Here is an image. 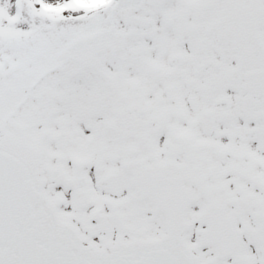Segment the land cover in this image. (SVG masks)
<instances>
[{
    "label": "snow or ice",
    "instance_id": "1",
    "mask_svg": "<svg viewBox=\"0 0 264 264\" xmlns=\"http://www.w3.org/2000/svg\"><path fill=\"white\" fill-rule=\"evenodd\" d=\"M0 264H264V0H0Z\"/></svg>",
    "mask_w": 264,
    "mask_h": 264
}]
</instances>
